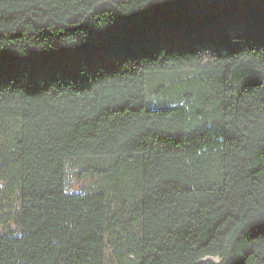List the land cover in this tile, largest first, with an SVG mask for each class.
I'll use <instances>...</instances> for the list:
<instances>
[{
	"label": "trees",
	"instance_id": "trees-1",
	"mask_svg": "<svg viewBox=\"0 0 264 264\" xmlns=\"http://www.w3.org/2000/svg\"><path fill=\"white\" fill-rule=\"evenodd\" d=\"M0 228V264H264V0H0Z\"/></svg>",
	"mask_w": 264,
	"mask_h": 264
},
{
	"label": "rangeland",
	"instance_id": "rangeland-1",
	"mask_svg": "<svg viewBox=\"0 0 264 264\" xmlns=\"http://www.w3.org/2000/svg\"><path fill=\"white\" fill-rule=\"evenodd\" d=\"M178 78L167 80H155L150 83L148 86L149 93L148 99L153 105L163 104V105H172L175 103V97L169 96L168 88L176 86L179 82ZM164 86L163 93L159 94L161 91L158 86ZM186 97H184V101ZM92 167H95V163L90 160L82 159H70L67 162V192L70 194L77 193H90L98 190H109L110 186H115L116 182H112L111 179L106 176H100L91 170ZM7 228H0V235L6 231ZM15 229V228H12ZM109 244L106 251V264H119L118 256L120 254L128 255L127 251L123 248H120L117 238H109Z\"/></svg>",
	"mask_w": 264,
	"mask_h": 264
}]
</instances>
